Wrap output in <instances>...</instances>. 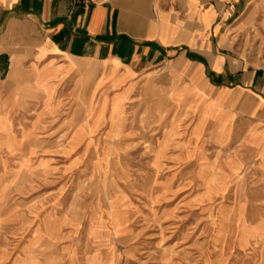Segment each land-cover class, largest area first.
Instances as JSON below:
<instances>
[{
    "label": "rangeland",
    "instance_id": "rangeland-1",
    "mask_svg": "<svg viewBox=\"0 0 264 264\" xmlns=\"http://www.w3.org/2000/svg\"><path fill=\"white\" fill-rule=\"evenodd\" d=\"M233 39L234 73L175 47L0 87V264H264V45ZM185 62L220 100L171 97Z\"/></svg>",
    "mask_w": 264,
    "mask_h": 264
},
{
    "label": "crops",
    "instance_id": "crops-1",
    "mask_svg": "<svg viewBox=\"0 0 264 264\" xmlns=\"http://www.w3.org/2000/svg\"><path fill=\"white\" fill-rule=\"evenodd\" d=\"M249 35L264 45V0H0V87L33 83L41 90L52 83L58 61L120 69L133 66L138 52L175 47L206 56L217 73L228 62L234 73V61L220 51L231 49L234 36ZM177 69L190 75L194 88L173 87L172 98L221 99L197 87L201 70L187 62ZM252 78L244 73L241 82Z\"/></svg>",
    "mask_w": 264,
    "mask_h": 264
},
{
    "label": "bare ground",
    "instance_id": "bare-ground-1",
    "mask_svg": "<svg viewBox=\"0 0 264 264\" xmlns=\"http://www.w3.org/2000/svg\"><path fill=\"white\" fill-rule=\"evenodd\" d=\"M172 96H174L173 94H172ZM176 98V97H175ZM179 98V97H178ZM213 103V102H212ZM116 105H119V102H116ZM205 106V105H204ZM204 109V108H203ZM206 109H208V107L206 108ZM205 109V110H206ZM113 112H115V111H113ZM114 114V113H113ZM212 114V113H211ZM116 115V114H115ZM203 115H204V113H203ZM111 116V115H110ZM205 116V115H204ZM203 116V117H204ZM116 118V117H115ZM113 119V118H112ZM121 120H122V118H121ZM116 121V120H115ZM120 127H122V126H120ZM123 128V127H122ZM121 129V128H120ZM122 131V130H121Z\"/></svg>",
    "mask_w": 264,
    "mask_h": 264
},
{
    "label": "built area",
    "instance_id": "built-area-1",
    "mask_svg": "<svg viewBox=\"0 0 264 264\" xmlns=\"http://www.w3.org/2000/svg\"><path fill=\"white\" fill-rule=\"evenodd\" d=\"M89 1H93V0H89Z\"/></svg>",
    "mask_w": 264,
    "mask_h": 264
}]
</instances>
